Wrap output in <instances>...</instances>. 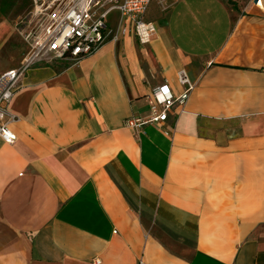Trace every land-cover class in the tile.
<instances>
[{
    "label": "crops",
    "instance_id": "1",
    "mask_svg": "<svg viewBox=\"0 0 264 264\" xmlns=\"http://www.w3.org/2000/svg\"><path fill=\"white\" fill-rule=\"evenodd\" d=\"M73 63L41 61L0 139V264H264V0H175ZM25 45L0 15V75ZM159 124L152 89L178 96Z\"/></svg>",
    "mask_w": 264,
    "mask_h": 264
},
{
    "label": "built area",
    "instance_id": "2",
    "mask_svg": "<svg viewBox=\"0 0 264 264\" xmlns=\"http://www.w3.org/2000/svg\"><path fill=\"white\" fill-rule=\"evenodd\" d=\"M151 1L30 0L29 8L15 25L25 45L21 63L0 75V139L9 144L16 139L8 126L16 117L7 106L30 67L44 60L76 63L97 51L106 41H117L127 32L136 35L141 43L149 42L156 33L154 23L144 18ZM155 1L163 4L168 0ZM177 79L186 85L182 94L175 96L166 83L156 86L149 102L150 114L130 118L126 124L139 131L146 124L164 122L168 110L175 103L183 105L192 88L184 70L178 72Z\"/></svg>",
    "mask_w": 264,
    "mask_h": 264
},
{
    "label": "rangeland",
    "instance_id": "3",
    "mask_svg": "<svg viewBox=\"0 0 264 264\" xmlns=\"http://www.w3.org/2000/svg\"><path fill=\"white\" fill-rule=\"evenodd\" d=\"M173 2L174 0H168L163 4H159L156 2V5L161 13H165L171 7ZM29 4L30 0H0V15L7 16L10 20L13 21L15 26L16 22L25 14L27 9L29 8ZM114 17L115 14L112 15V18Z\"/></svg>",
    "mask_w": 264,
    "mask_h": 264
}]
</instances>
